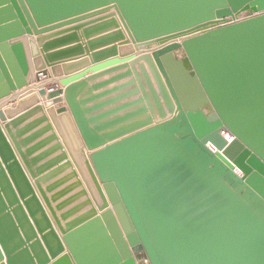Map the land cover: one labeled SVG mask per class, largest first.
I'll return each mask as SVG.
<instances>
[{
	"label": "water",
	"instance_id": "1",
	"mask_svg": "<svg viewBox=\"0 0 264 264\" xmlns=\"http://www.w3.org/2000/svg\"><path fill=\"white\" fill-rule=\"evenodd\" d=\"M146 259L264 264V0H0V264Z\"/></svg>",
	"mask_w": 264,
	"mask_h": 264
},
{
	"label": "built area",
	"instance_id": "2",
	"mask_svg": "<svg viewBox=\"0 0 264 264\" xmlns=\"http://www.w3.org/2000/svg\"><path fill=\"white\" fill-rule=\"evenodd\" d=\"M222 134H223V135L225 136V138L227 139V138H228L227 134H230V132L222 131ZM208 145H209V147H210L214 152L217 151V148H216L213 144L209 143ZM236 172H237L238 174H241V172H240L238 169H236Z\"/></svg>",
	"mask_w": 264,
	"mask_h": 264
},
{
	"label": "bare ground",
	"instance_id": "3",
	"mask_svg": "<svg viewBox=\"0 0 264 264\" xmlns=\"http://www.w3.org/2000/svg\"><path fill=\"white\" fill-rule=\"evenodd\" d=\"M227 136H228V138H227V140H228V142H231L233 139H234V136L230 133V134H227ZM236 169H238V168H236ZM239 170V169H238ZM240 171V170H239ZM241 172V171H240ZM143 261V263L144 264H146L147 262H148V260L146 259V260H142Z\"/></svg>",
	"mask_w": 264,
	"mask_h": 264
},
{
	"label": "crops",
	"instance_id": "4",
	"mask_svg": "<svg viewBox=\"0 0 264 264\" xmlns=\"http://www.w3.org/2000/svg\"><path fill=\"white\" fill-rule=\"evenodd\" d=\"M85 70V68L84 69H82L81 71H84ZM80 72V71H79ZM79 72H76V73H79ZM92 72H89L88 74H91ZM50 80H52V78L50 77V76H46V77H44V81L45 82H48V81H50ZM49 88V87H48Z\"/></svg>",
	"mask_w": 264,
	"mask_h": 264
}]
</instances>
